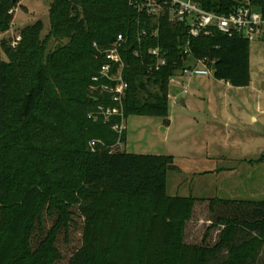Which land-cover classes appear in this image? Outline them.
I'll return each instance as SVG.
<instances>
[{
    "label": "trees",
    "instance_id": "1",
    "mask_svg": "<svg viewBox=\"0 0 264 264\" xmlns=\"http://www.w3.org/2000/svg\"><path fill=\"white\" fill-rule=\"evenodd\" d=\"M18 2L0 0V34ZM242 2L264 15V0H205L202 8L225 15ZM138 18L143 23L129 0H53L47 36L40 39L41 22L23 28L0 61V264H58L57 239L77 220L81 247L67 264H264V201L212 200L216 243L186 245L196 200L167 195L171 158L114 151L125 143V131L112 130L120 119H89L99 105L111 106L91 90L105 63L93 44L106 50L119 35L124 119L167 115L169 78L185 68V28L163 18L157 38L140 36L146 25ZM51 38L66 42L46 52ZM248 44L214 33L191 40L189 50L213 62L215 81L244 87ZM156 47L167 65L149 72L146 52ZM93 141L100 143L92 152Z\"/></svg>",
    "mask_w": 264,
    "mask_h": 264
},
{
    "label": "rangeland",
    "instance_id": "2",
    "mask_svg": "<svg viewBox=\"0 0 264 264\" xmlns=\"http://www.w3.org/2000/svg\"><path fill=\"white\" fill-rule=\"evenodd\" d=\"M52 1L19 0L11 11L9 30L0 34V61H8V53L16 47L12 43L23 28L41 22L40 39L47 36ZM65 42L51 38L46 43V52ZM248 45L246 86L215 81L211 75L178 79L174 83L182 86L171 84L168 89L166 117L127 118L125 143L114 149L133 155L171 158L167 195L190 196L196 200L185 228L186 245L216 243L221 229L210 228L212 200L264 201V43L256 41ZM14 109L12 105L11 110ZM46 223L49 228V221ZM57 240L61 255L58 264H67L81 247L79 221Z\"/></svg>",
    "mask_w": 264,
    "mask_h": 264
},
{
    "label": "built area",
    "instance_id": "3",
    "mask_svg": "<svg viewBox=\"0 0 264 264\" xmlns=\"http://www.w3.org/2000/svg\"><path fill=\"white\" fill-rule=\"evenodd\" d=\"M205 0H129L130 6L139 16L144 17L143 23L138 18L136 23L145 26L146 30L138 32V35L145 36L148 33L151 37L157 38L159 33V21L167 18L174 24L182 25L185 28L187 42L184 47L183 55L185 57V68L175 73L169 78L168 85L182 84L174 83L178 79L192 77L212 76L213 62L207 58L194 59L189 50L191 40L208 38L218 33L222 36L233 38L240 37L247 42L264 43V15L250 2H242L231 12L225 15H219L206 11L202 8ZM20 39L12 43L15 47ZM125 39L119 35L115 42L106 50L99 49L96 44L93 48L97 56H101L104 64L101 66L98 75L92 78V91H98L100 96H107L111 106L105 107L103 104L97 107L96 114H90L89 119L96 123L98 119L104 122L109 121L112 117L120 119L119 124H115L112 130L120 137L125 131V119L123 117V102L126 98L128 84L123 78L124 63L121 57L122 45ZM134 56H139L135 51ZM149 63L146 65L149 72L159 71L167 65L166 53L159 47L149 49L146 52ZM186 94V90L183 92ZM170 96L167 95V100ZM100 142H90L89 147L94 151L96 144ZM118 141L116 147H121Z\"/></svg>",
    "mask_w": 264,
    "mask_h": 264
},
{
    "label": "water",
    "instance_id": "4",
    "mask_svg": "<svg viewBox=\"0 0 264 264\" xmlns=\"http://www.w3.org/2000/svg\"><path fill=\"white\" fill-rule=\"evenodd\" d=\"M12 2H15V0H12ZM212 71H214V67H212ZM181 103H182V105H183V106L185 105V103H184V100H183V99H181Z\"/></svg>",
    "mask_w": 264,
    "mask_h": 264
},
{
    "label": "crops",
    "instance_id": "5",
    "mask_svg": "<svg viewBox=\"0 0 264 264\" xmlns=\"http://www.w3.org/2000/svg\"><path fill=\"white\" fill-rule=\"evenodd\" d=\"M185 103V102H184Z\"/></svg>",
    "mask_w": 264,
    "mask_h": 264
}]
</instances>
